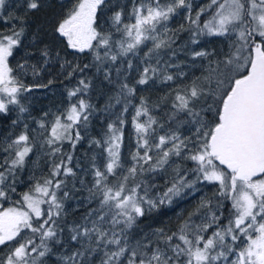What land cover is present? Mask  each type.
Returning <instances> with one entry per match:
<instances>
[{
    "label": "snow or ice",
    "instance_id": "6c2138e0",
    "mask_svg": "<svg viewBox=\"0 0 264 264\" xmlns=\"http://www.w3.org/2000/svg\"><path fill=\"white\" fill-rule=\"evenodd\" d=\"M5 7L6 0H0V21L21 22L0 30V114L6 116L26 113L25 94L53 83L22 79L29 71L38 77L53 56L45 45L43 65L26 59L13 64L26 29L22 17L3 15ZM39 7L40 0H27L25 11ZM60 7L53 36L66 54L90 55L92 62L81 66L63 60L61 69H70L67 79L77 73L83 77L67 90V107L43 113L34 121L37 128L18 116L12 130L0 136V264H264V0L198 5L194 0H131L130 8L116 5L115 10L111 0H65ZM177 16L184 22L170 27ZM182 32L189 39L176 47ZM203 37L222 38L227 51L191 50V67H199L200 75L189 77L181 70L184 62L173 61ZM144 48L135 85L182 81L160 101L171 103L167 127L144 97L133 104L136 86L127 82V71ZM55 59L60 60L59 52ZM90 67L114 86L103 109L88 98L93 80L83 74ZM130 107L135 150L125 160ZM98 111L109 122L104 134L88 143L100 150L103 163L94 154L82 169L78 160L73 164L74 153ZM185 127L187 135L181 131ZM33 155L47 157L46 174L28 168ZM26 169L31 173L27 190L13 199ZM169 170L164 190L150 194L156 186L146 174ZM203 184L213 186V193L201 196L175 229L135 234L140 218L194 195ZM73 200L74 211L82 212L69 222Z\"/></svg>",
    "mask_w": 264,
    "mask_h": 264
},
{
    "label": "trees",
    "instance_id": "16d2710c",
    "mask_svg": "<svg viewBox=\"0 0 264 264\" xmlns=\"http://www.w3.org/2000/svg\"><path fill=\"white\" fill-rule=\"evenodd\" d=\"M64 2L65 0H40L41 7L36 10L26 12L25 8L27 0H19L16 3L14 2V6L5 12L7 16L10 14L13 17H22L23 24L26 29L22 38V46L16 51L15 56L20 58L22 54V57L28 58V56L34 55L35 63L37 62L38 65H43V59L41 56H39L40 49L45 45H48L53 59L49 61L47 66L43 65V69L40 72L42 74V77L40 76L42 80L41 84H47L50 78L55 79H53V83L48 88H37L36 90L38 93H34L33 96L25 95L22 103L28 109L26 113L21 114L17 110L8 113L6 116L4 114H0V136H3L12 130L11 122L12 120L17 119L18 116L22 117L23 123H28L31 127V124L34 123V118L42 116V112L45 109H50L51 111L56 112L58 109L67 107L69 103L67 90L74 87L77 81L83 77L77 73L72 79H67V71H70V69H61L60 63H62L63 60L66 59L72 61L73 64H80L81 66L84 64H91L92 62V57L90 55H80L74 58L71 50H67L66 54L63 44L58 42L52 34V27L55 24L56 19L62 13L60 5ZM116 5H127L130 8L131 0H124V2H120V4L113 5L112 10H115ZM110 15L111 11H108L107 16ZM183 22L182 16H177L170 22V27L176 28ZM0 24V30L7 31L13 25L19 27L21 22L13 19L8 22L1 21ZM34 37L35 39H33ZM188 39V34L182 32L179 34L177 44L174 46L178 47L183 45L186 41H188ZM200 48H207L209 50L215 49L217 53L220 54L221 50L227 51V43L222 38L203 37L201 38L200 44L198 46L189 45L186 51L179 54L173 61V63L184 62L181 63V70L188 73L189 77L192 75H200L199 67H191L193 61L188 54L191 50H199ZM21 50L23 51L22 53L20 52ZM144 51H147V49L144 48L139 53V57L133 59L134 67L127 71V82L130 85H135V81L139 78L137 67L141 64L140 58L143 57ZM57 52L60 53L59 61L55 59ZM126 59H131V57ZM201 63L202 61L199 59L195 61L197 66H199ZM169 71L175 72L176 69H169ZM83 76L93 80V88L90 91L88 98L97 109H103L107 97L113 93L114 86L103 81L102 74H97L94 67L86 69ZM180 83H182L181 80L162 83L159 79H155L153 81H149L147 85H135L136 94L133 98V104L138 105L140 103V98L144 97L148 101L149 107L152 108V114L156 116L161 123H165L167 127L169 126L166 122L168 119V114L171 112V103L170 101L168 103H161L160 101L162 97L166 96L171 89L175 88ZM33 84L36 83L33 82ZM157 104H159L158 107H153ZM119 107L120 106L118 105L117 111L119 110ZM133 112L134 109L130 107L128 113L125 114L128 122L124 126V141L129 140L128 134H130L131 130L133 129L131 124ZM108 122L109 117H107L103 111H98L91 118L88 134L85 139L81 141L79 145H77L75 150V159L73 161L74 165L78 160L80 168L87 169L90 164V158L94 154L97 156V163H103V157L99 154L100 150L95 146H90L88 140L93 137L100 138L106 131V125ZM21 127L22 123L15 128V131L19 132ZM128 145L124 144L123 149L126 148V152L124 153H129L131 150ZM64 150H70V146L67 143L64 145ZM125 157L126 156H124V158ZM46 161L47 157L40 156L38 158V166L33 165L32 161H30L28 168H35L37 175H40L41 171L46 174L49 167ZM187 167H192L191 162H188ZM79 174L83 176L86 181L91 180L90 175L85 176L83 172H79ZM30 175L31 173L28 169L21 173L20 180L22 183L17 186V194H14L13 199H18V194L27 190L28 179ZM169 175L170 170L168 174L164 172L146 174L145 179L148 180V183L156 186L152 189V193L150 194L162 192L165 187V181L169 178ZM199 187L200 191L194 195L187 196L183 199L176 198L171 205H162L158 209H155L152 212L147 213L144 217L140 218L138 221V227L135 230V234L139 236L143 233L150 232L152 229L160 227L175 229L176 225L179 223V218L186 216L188 212L192 211L201 196L211 195L214 191V188L211 185L203 184ZM4 206L7 207L8 204H5ZM75 207V200L68 202L69 222H71L73 219H76L82 212V210L74 211Z\"/></svg>",
    "mask_w": 264,
    "mask_h": 264
},
{
    "label": "rangeland",
    "instance_id": "374dc122",
    "mask_svg": "<svg viewBox=\"0 0 264 264\" xmlns=\"http://www.w3.org/2000/svg\"><path fill=\"white\" fill-rule=\"evenodd\" d=\"M19 0H6V7H5V9L3 10V15L5 16V17H7V15L5 14V12L6 11H8L9 10V8H12L13 6H14V2L16 3V2H18ZM120 2H124V0H111V4L112 5H115V4H120ZM203 2H205V0H194V4H201V3H203ZM131 7V6H130ZM1 22V21H0ZM1 25V24H0ZM21 53L23 52L22 50L20 51ZM39 56H41V55H39ZM34 55H30V56H28V58H26V57H22V54H21V56H20V58L19 57H17V56H15V59L13 60V64H15L16 62H23V60H27L30 64H36V65H38L37 64V62L35 63V61H34ZM19 58V59H18ZM22 58V59H21ZM39 66V65H38ZM44 66H47V65H44ZM42 77V74L40 73L39 74V76L38 77H34L32 74H31V71H29L28 72V74L26 75V76H23L22 77V79H24V81H25V83H27V84H33V82H35L36 84H41V82H42V80H41V77ZM53 79H55V78H50L49 80H52L53 81ZM37 88H34L33 89V91L31 92V93H26L25 95H29V96H33L34 95V93H38L37 92V90H36ZM49 111H51L50 109H45L42 113H45V112H49ZM51 112H55V111H51ZM43 115V114H42ZM41 117V116H40ZM40 117H38V118H34V121H36V120H39L40 119ZM31 128H37V125L35 124V122L34 123H32L31 124ZM133 128V127H132ZM182 132H184V134L185 135H187L188 133H187V131H186V129L184 128V129H182ZM39 133V129H37V134ZM128 136H129V140H125L124 141V143H123V146H122V157L124 158V156H126L124 159L125 160H127V158H128V156H129V153L131 152V151H134L135 150V133H134V130L132 129L131 130V133L130 134H128ZM124 144L125 145H128L130 148H131V150L129 151V153H124V152H126V148L125 149H123V147H124ZM30 161H36V166H38V156L37 155H33L32 157H31V160Z\"/></svg>",
    "mask_w": 264,
    "mask_h": 264
}]
</instances>
